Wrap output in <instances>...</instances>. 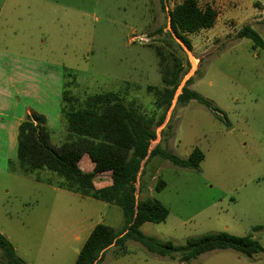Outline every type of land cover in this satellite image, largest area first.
I'll return each mask as SVG.
<instances>
[{"label":"rangeland","instance_id":"obj_1","mask_svg":"<svg viewBox=\"0 0 264 264\" xmlns=\"http://www.w3.org/2000/svg\"><path fill=\"white\" fill-rule=\"evenodd\" d=\"M182 1L0 0V61L38 75L50 97L45 109L56 146L67 137L56 95L60 81L82 99L119 93L145 117H165L155 126L157 139L136 186L139 199L160 201L169 215L145 223V236L184 246L191 238L228 233L264 247V51L238 38L248 25L263 35L264 0H198L219 15L214 27L187 36L192 50L171 26L169 12ZM158 47L169 67L178 58L182 82L190 78L189 89L210 108L180 103L181 85L178 100L158 108V96L148 90L164 88ZM158 146L183 159L200 151L204 160L198 170L177 168L151 159ZM79 166L94 167L88 156ZM39 174L53 184L14 174L0 159V234L25 264H75L98 224L122 231L118 206L58 188L62 179L54 173ZM112 177V171L98 175L96 187L110 185ZM160 181L166 186L158 192ZM99 264H264V253L216 251L184 263L130 241L125 254L109 251Z\"/></svg>","mask_w":264,"mask_h":264},{"label":"trees","instance_id":"obj_2","mask_svg":"<svg viewBox=\"0 0 264 264\" xmlns=\"http://www.w3.org/2000/svg\"><path fill=\"white\" fill-rule=\"evenodd\" d=\"M169 15L172 30L192 50L187 36L214 27L219 14L212 6L201 8L198 0H184ZM238 38L249 39L254 51H264V33L260 35L250 25L240 31ZM157 53L164 88L149 87L148 90L158 96V108L170 107L184 78L182 67L176 56L170 67L165 64L166 56L162 47L157 48ZM190 84L191 81H188L183 88L179 102L194 100L210 108L208 101L189 89ZM60 113L66 124L65 142L60 146L54 145L45 117L33 112L19 126L17 157L8 161V170L48 184H53V181L43 179L39 172L54 173L62 179L56 184L58 188L118 206L122 210V231L117 232L111 226L98 224L81 249L75 264H99L109 251L114 256L125 254L130 241L141 244L153 255L180 258L184 263L216 251L231 250L248 257L264 253V247L252 237H238L228 233L191 238L184 246H176L172 242L160 241L142 233L141 227L145 223L159 224L165 222L169 215L168 209L160 201L139 199L136 186L142 163L149 155L152 141L157 139L155 126L163 124L164 116L158 121L155 116L145 117L126 104L119 93H103L82 99L71 95L65 84ZM85 156L94 165L92 172H84L79 166ZM157 156L177 168L193 170H198L204 160L200 151L183 159L165 151L161 146L152 151L151 159ZM108 171L113 172L112 184L96 188L97 176ZM165 186L160 181L156 191H162ZM113 245L114 248L110 249ZM0 258L2 264H25L2 234Z\"/></svg>","mask_w":264,"mask_h":264},{"label":"crops","instance_id":"obj_3","mask_svg":"<svg viewBox=\"0 0 264 264\" xmlns=\"http://www.w3.org/2000/svg\"><path fill=\"white\" fill-rule=\"evenodd\" d=\"M0 56L5 58L3 53H0ZM31 73L30 70L12 68L7 60L0 61V159L2 158L5 163L15 160L17 157L19 126L28 115L33 112L43 115L47 126H49L45 107H48L50 97L40 87L38 75ZM42 86L46 89L47 81L45 84L42 83ZM63 89L64 82L60 81L59 87L56 89L59 105L62 102ZM7 149H9V153ZM91 166L90 164L87 167L91 168ZM93 169L88 172H92Z\"/></svg>","mask_w":264,"mask_h":264},{"label":"water","instance_id":"obj_4","mask_svg":"<svg viewBox=\"0 0 264 264\" xmlns=\"http://www.w3.org/2000/svg\"><path fill=\"white\" fill-rule=\"evenodd\" d=\"M189 79H190V78H188L187 80H184V81L182 82V84H181V88H180L179 92L185 87V85L187 84V82L189 81ZM175 99L178 100V95L175 96ZM175 99H174V100H175ZM149 154H150V151H149ZM148 156H149V155H148ZM147 158H148V157H147ZM147 158H146V159H147ZM146 159H145V160H146ZM145 160L143 161L142 165L145 163ZM142 168H143V166H142ZM141 171H142V169H141ZM140 173H141V172H140ZM121 237H122V236H121Z\"/></svg>","mask_w":264,"mask_h":264}]
</instances>
